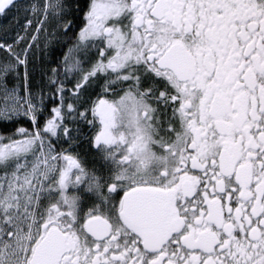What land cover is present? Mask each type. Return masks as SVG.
I'll list each match as a JSON object with an SVG mask.
<instances>
[{
	"label": "snow or ice",
	"instance_id": "1",
	"mask_svg": "<svg viewBox=\"0 0 264 264\" xmlns=\"http://www.w3.org/2000/svg\"><path fill=\"white\" fill-rule=\"evenodd\" d=\"M0 264H264V0H0Z\"/></svg>",
	"mask_w": 264,
	"mask_h": 264
}]
</instances>
